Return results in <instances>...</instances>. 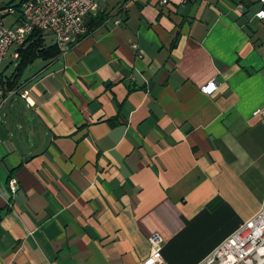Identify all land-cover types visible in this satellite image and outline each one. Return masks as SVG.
Returning a JSON list of instances; mask_svg holds the SVG:
<instances>
[{"label":"crops","instance_id":"0c3cea01","mask_svg":"<svg viewBox=\"0 0 264 264\" xmlns=\"http://www.w3.org/2000/svg\"><path fill=\"white\" fill-rule=\"evenodd\" d=\"M161 1L98 0L102 26L1 87L0 264H144L154 235L199 264L261 210V7Z\"/></svg>","mask_w":264,"mask_h":264},{"label":"built area","instance_id":"2783aa9c","mask_svg":"<svg viewBox=\"0 0 264 264\" xmlns=\"http://www.w3.org/2000/svg\"><path fill=\"white\" fill-rule=\"evenodd\" d=\"M126 7L131 0H119ZM196 1V0H191ZM188 0H181L186 3ZM260 10L256 18L264 20V0H257ZM162 0L161 5H168ZM98 0H27L21 7V24L14 28L0 25V66L14 49L12 58L19 59L22 48L34 31L50 33L54 44L65 56L87 33L86 19L97 13ZM9 9L8 12H11ZM120 20L116 22L119 24ZM136 48V46H135ZM3 72L0 70V95ZM205 95H212L217 86L210 82L202 89ZM26 94V93H25ZM24 96V95H23ZM264 125V107L254 112ZM12 194H16L18 186L15 179L10 181ZM152 255L144 264H161L160 250L162 240L158 235L150 239ZM199 264H264V202L261 210L254 218L242 224L230 237L224 240L213 252Z\"/></svg>","mask_w":264,"mask_h":264},{"label":"trees","instance_id":"16d2710c","mask_svg":"<svg viewBox=\"0 0 264 264\" xmlns=\"http://www.w3.org/2000/svg\"><path fill=\"white\" fill-rule=\"evenodd\" d=\"M27 1V0H25ZM24 1V2H25ZM22 2L16 8L17 12H21ZM108 19V14L99 15L95 18H91L88 22L87 29L88 32L99 28ZM45 33L41 31H34L26 41V44L19 49V59L16 63V67L13 73L6 76L3 73V79L1 82V87L12 91L18 86L20 78L23 73L32 67L38 60L51 61L60 56V52L55 44H48L45 38Z\"/></svg>","mask_w":264,"mask_h":264},{"label":"rangeland","instance_id":"374dc122","mask_svg":"<svg viewBox=\"0 0 264 264\" xmlns=\"http://www.w3.org/2000/svg\"><path fill=\"white\" fill-rule=\"evenodd\" d=\"M0 6L2 5L1 3H7L10 0H0ZM17 2V0H16ZM45 38L48 44L52 43L54 40V37L50 33H45ZM14 52V49H11L10 52L8 53L7 58L3 61V63L0 66V70L6 75L9 76L13 73L15 67H16V61L12 58V53Z\"/></svg>","mask_w":264,"mask_h":264}]
</instances>
